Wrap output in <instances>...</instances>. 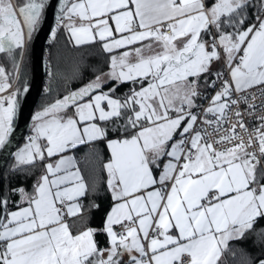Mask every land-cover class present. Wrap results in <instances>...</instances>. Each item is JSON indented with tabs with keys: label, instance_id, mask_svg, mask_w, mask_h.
I'll list each match as a JSON object with an SVG mask.
<instances>
[{
	"label": "snow or ice",
	"instance_id": "obj_1",
	"mask_svg": "<svg viewBox=\"0 0 264 264\" xmlns=\"http://www.w3.org/2000/svg\"><path fill=\"white\" fill-rule=\"evenodd\" d=\"M50 6L0 0V54L17 74ZM55 11L49 42L63 27L73 47L98 44L107 71L92 66L91 79L35 111L12 151L29 86L3 94L11 73L0 65V155L12 158L4 179L43 165L31 192L6 185L0 198V264H221L236 251L240 264H264V251L254 257L243 243L264 248V0H58ZM83 67L75 60L72 76ZM123 83L132 87L117 96ZM246 116L258 122L251 132ZM98 140L110 151L113 201L99 230L77 220L98 181L65 154ZM9 194L19 196L14 211Z\"/></svg>",
	"mask_w": 264,
	"mask_h": 264
},
{
	"label": "trees",
	"instance_id": "obj_2",
	"mask_svg": "<svg viewBox=\"0 0 264 264\" xmlns=\"http://www.w3.org/2000/svg\"><path fill=\"white\" fill-rule=\"evenodd\" d=\"M253 9H249L251 15ZM69 34L65 32L63 27H60L57 31L55 42H48L45 45L44 57L47 59L49 65L52 67L53 76L51 81L48 79V73L45 74L44 91L39 97V100L35 106L34 112L39 110L44 104L52 102L54 98L62 97L65 90H72L81 86L82 83L91 79L94 75L92 72V66L100 67L102 71L107 70V57L108 54L102 52L98 44L85 45L79 48L73 47L69 44ZM30 43L26 48V57L23 65L17 74L16 70L12 69L11 63L5 58L3 54H0V65H2L6 72H10L8 83L15 81L14 89L19 87L22 89L24 81L29 82L30 79ZM75 60H82L84 67L81 73L77 77L72 76L73 62ZM59 68V73L57 69ZM18 75V79H17ZM201 79L204 80L203 77ZM65 80L67 81L65 83ZM51 84L53 91L51 93H45V87L47 84ZM114 81L107 83L104 87L107 89L112 86ZM130 83H123L116 88L115 94L122 96L126 90L131 88ZM19 99V98H18ZM33 112V113H34ZM17 114V113H16ZM16 118V116H15ZM14 118V121H15ZM14 125V122H13ZM31 127V126H30ZM30 129L28 135H30ZM27 135V136H28ZM110 137H114L111 133ZM25 143V139L22 141ZM21 143V144H22ZM77 160V167L80 169L81 174L86 181L91 183V179L94 176L97 181V188L95 191H90L89 194L81 198V204L83 206V212L88 215V223L93 225L92 227H102L106 213L112 203L110 194L107 191L106 179L107 174L103 171V163L110 157V152L107 144L103 140H98L92 143H86L80 147L73 149ZM47 161V160H46ZM45 161V162H46ZM12 162V158L8 161L2 175L1 183V197H3L6 185L8 187L16 186L23 183L26 190L31 192L32 182L41 174L42 164L36 163L31 167L29 171L30 176L21 178L19 173H9L7 180L4 179L5 170ZM264 167V160L263 166ZM18 195H8V210L16 208V201L19 199ZM264 223V221H262ZM97 234H100L97 233ZM251 236V234H249ZM237 242H230V246L235 248ZM244 246L248 249L252 256H259L264 248L252 247L251 240H245ZM240 253L236 251L233 257L232 253L225 252L221 258V264H240Z\"/></svg>",
	"mask_w": 264,
	"mask_h": 264
},
{
	"label": "water",
	"instance_id": "obj_3",
	"mask_svg": "<svg viewBox=\"0 0 264 264\" xmlns=\"http://www.w3.org/2000/svg\"><path fill=\"white\" fill-rule=\"evenodd\" d=\"M49 3L51 6L46 9L45 19L42 21L39 30L33 36V39L30 43V79L29 82H27L29 89L23 96L19 97V105L14 121V132L12 133V151L18 148L24 138L28 135L31 126V117L39 97L44 91V51L45 45L48 42V35L50 33L51 26L55 23V5L58 3V0H49ZM21 90H23V87ZM10 158V155H0V198H2V175ZM2 212L3 208L0 207V213Z\"/></svg>",
	"mask_w": 264,
	"mask_h": 264
},
{
	"label": "built area",
	"instance_id": "obj_4",
	"mask_svg": "<svg viewBox=\"0 0 264 264\" xmlns=\"http://www.w3.org/2000/svg\"><path fill=\"white\" fill-rule=\"evenodd\" d=\"M44 67H45V74H47L48 73L49 63H48V61H47V59L45 57H44ZM225 75H227V70L226 69H225ZM8 84H9V87H8V89L5 90V93H3V94L10 93L12 90H14L15 81H13L12 83H8ZM218 87H219V84H217V88ZM215 90L216 89H209L208 90V99H206V100H201L200 99L199 100L198 104L201 106V109L203 107H207L208 106V100H210L211 95L215 92ZM256 114L257 115H264V111H261V109L258 107L257 111H256ZM244 119H245V123H246V125H247V127L249 129V132H251L253 126L257 125L258 122L256 121V119L254 117L251 119V121H249V118L247 116L244 117ZM257 147H258L257 145H255V144L253 145V149H256ZM262 164H263V160L261 161V166H262ZM93 228L98 229V230L102 229V227H93ZM115 228H116L117 231L120 230L119 226H115ZM99 232H101V231H97L96 233H99ZM96 241L99 242L98 239H96Z\"/></svg>",
	"mask_w": 264,
	"mask_h": 264
},
{
	"label": "crops",
	"instance_id": "obj_5",
	"mask_svg": "<svg viewBox=\"0 0 264 264\" xmlns=\"http://www.w3.org/2000/svg\"><path fill=\"white\" fill-rule=\"evenodd\" d=\"M69 35H70V34H69ZM137 46H139V45H137ZM220 67H221L220 64H218V63H216V62H213V64H212V70H213V71H217V70H219ZM106 71H107V70H106ZM200 83H201V85H203V79H200ZM105 90H107V89H105ZM199 100H200V99L197 100V103L199 102ZM110 138H115V137H110ZM85 144H86V143H85ZM83 145H84V144H83ZM80 146H82V145H78V146H76L75 148L80 147ZM75 148H74V149H75ZM109 152H110V151H109ZM65 154H66V155H72V156L75 157V154H74V152H73V149H72V150H69V151L66 152ZM57 158H58V157H53V158H52L53 162H54V160L57 159ZM75 159H76V157H75ZM46 162H48V161H46ZM160 163H161V167H162V165H163V160H161ZM262 166H263V164H262ZM18 198H19V197H18ZM79 202L81 203V200H80ZM112 203H113V201H112ZM112 203H111V205H110L108 211H110L111 206H112ZM24 206H27V205L25 204ZM14 210H16V208H14V209H10L9 211H14ZM108 211H107V213H108ZM107 213H106V215H107ZM84 218H86V220H87V225L92 227L93 225H91V224L88 223V222H89V221H88V215H87L86 213H84V212H83V216L78 217L77 220L79 221L80 219H84ZM105 218H106V216H105ZM105 218H104V220H105ZM103 223H104V221H103ZM102 228H103V226H102ZM94 239H95V240L98 239V240H99L98 243H99L101 246H104V245H105V240H106V234H104L102 231L100 232V234L95 233Z\"/></svg>",
	"mask_w": 264,
	"mask_h": 264
},
{
	"label": "rangeland",
	"instance_id": "obj_6",
	"mask_svg": "<svg viewBox=\"0 0 264 264\" xmlns=\"http://www.w3.org/2000/svg\"><path fill=\"white\" fill-rule=\"evenodd\" d=\"M45 53V52H44ZM24 143L20 144L18 147H20L21 145H23Z\"/></svg>",
	"mask_w": 264,
	"mask_h": 264
}]
</instances>
